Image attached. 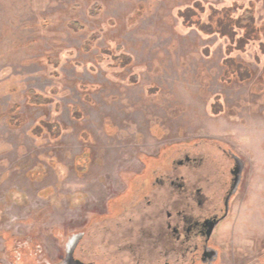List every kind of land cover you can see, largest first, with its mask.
I'll list each match as a JSON object with an SVG mask.
<instances>
[{
  "label": "rangeland",
  "instance_id": "374dc122",
  "mask_svg": "<svg viewBox=\"0 0 264 264\" xmlns=\"http://www.w3.org/2000/svg\"><path fill=\"white\" fill-rule=\"evenodd\" d=\"M234 2L254 3L264 25V0H0L1 264H16L32 243L39 264H62L72 236L144 158L192 141L203 143L186 149L207 162H225L212 142L229 147L244 170L218 230V264H264V48L236 56L253 74L241 81L226 74L229 42L179 17L201 4L203 21ZM122 54L131 65H115ZM32 91L54 102L33 104ZM43 122H56L60 136H38ZM100 242L93 223L85 262L99 264ZM131 261L122 251L113 264Z\"/></svg>",
  "mask_w": 264,
  "mask_h": 264
},
{
  "label": "flooded vegetation",
  "instance_id": "af4514ba",
  "mask_svg": "<svg viewBox=\"0 0 264 264\" xmlns=\"http://www.w3.org/2000/svg\"><path fill=\"white\" fill-rule=\"evenodd\" d=\"M193 143L203 142L167 146L156 157L144 158L149 164L127 180L126 189L106 202L84 232L72 236L62 264H96L80 255L90 225L97 222L99 264H113L122 251L131 256L129 264H218V230L231 214L244 170L238 162L237 172L240 158L229 147L212 142L210 148L225 162H207L204 151L186 149ZM185 168L190 172L183 174ZM8 239L12 247L14 239L9 234ZM34 246H24L14 262L39 264Z\"/></svg>",
  "mask_w": 264,
  "mask_h": 264
},
{
  "label": "trees",
  "instance_id": "16d2710c",
  "mask_svg": "<svg viewBox=\"0 0 264 264\" xmlns=\"http://www.w3.org/2000/svg\"><path fill=\"white\" fill-rule=\"evenodd\" d=\"M210 10L206 20L203 21L202 16L206 14L201 4L180 11L179 17L186 28H195L206 36H218L226 39L229 42L224 61L226 74L234 75L241 81L249 80L253 74L244 63L236 60V56L238 54L244 55L250 47L257 43L260 44L261 48H264V25H259L256 22L254 3L240 5L238 2H234L232 6L222 9L210 8ZM114 59L117 66L125 67L132 64L131 57L124 54ZM28 96L31 103L36 105H48L54 102L50 98H45L33 91L29 92ZM16 119H19V116H14L11 121ZM42 125L43 127L36 129L38 136L44 130L53 139L60 136L61 127L56 122H43ZM28 253L26 252V257Z\"/></svg>",
  "mask_w": 264,
  "mask_h": 264
},
{
  "label": "water",
  "instance_id": "95a60500",
  "mask_svg": "<svg viewBox=\"0 0 264 264\" xmlns=\"http://www.w3.org/2000/svg\"><path fill=\"white\" fill-rule=\"evenodd\" d=\"M238 162L241 163V160L238 159V158H236V163H237V165H236V166H237V167H236V170H237V172L240 171V169H241V168L238 166ZM239 168H240V169H239ZM239 179H240V177H239V178L236 177V183H237V184L239 183ZM77 264H83V263H81V262H77Z\"/></svg>",
  "mask_w": 264,
  "mask_h": 264
}]
</instances>
